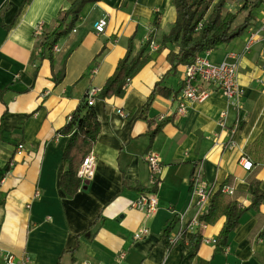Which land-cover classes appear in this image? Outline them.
<instances>
[{
  "label": "crops",
  "instance_id": "0c3cea01",
  "mask_svg": "<svg viewBox=\"0 0 264 264\" xmlns=\"http://www.w3.org/2000/svg\"><path fill=\"white\" fill-rule=\"evenodd\" d=\"M75 1L0 0V264H9L8 254L18 261L27 257L26 264H264V32L243 52L247 35L264 17V0L240 36L202 52L216 63L229 51L242 53L238 102L203 84L209 95L188 102L182 113L176 109L185 65L171 69L166 55L176 47L161 44L176 18L173 1L86 0L74 28L58 39L50 57L41 58V39ZM99 19L106 21L103 32L94 29ZM151 32L124 93L95 97L100 130L91 151L94 173L66 196L60 176L67 135L60 128L89 88H102L128 45L134 55ZM155 83L163 91L143 118ZM162 119L150 139L148 120L153 127ZM147 152L162 165L156 190L147 192L157 200L149 214L131 206L153 185ZM241 156L252 161L249 170L241 167ZM198 168L212 195L227 185L233 192L222 193L245 207L252 202L250 181L259 182L260 202L241 214L226 245L215 243L223 215L203 227L190 224L196 194L189 179ZM174 217L167 238L164 228ZM143 227L147 234L134 238ZM196 232L201 241L192 249L189 238ZM120 252L125 255L118 260Z\"/></svg>",
  "mask_w": 264,
  "mask_h": 264
},
{
  "label": "trees",
  "instance_id": "16d2710c",
  "mask_svg": "<svg viewBox=\"0 0 264 264\" xmlns=\"http://www.w3.org/2000/svg\"><path fill=\"white\" fill-rule=\"evenodd\" d=\"M86 0H76L68 8L60 10L58 13V26L50 33H46L40 41L41 58L51 56L52 48L58 39L67 35L73 28L78 19L79 12ZM176 9V18L169 28L168 32L162 36L161 44H171L176 50L170 49L166 55L171 64V69L177 65H188L194 61L196 55L202 52L215 49L216 47L228 43L235 37L240 36L250 21L253 19V10L260 5L262 0H251L248 2L247 11L239 24H235L236 17L244 11L245 5L236 8L234 11L226 7L229 0H172ZM157 17L154 19V25L157 26ZM153 37L149 33L148 39L142 44L139 50L132 55V46L128 45L127 51L119 59L113 73L107 78L105 84L99 90L96 98L103 99L112 95L120 96L124 93L127 78L140 67L143 53ZM64 77L62 70L60 75L55 78L59 82ZM155 83L150 94L145 100L140 116L145 118L146 109L150 106L154 95L162 92ZM166 119L160 120L153 127L152 121L148 120L147 133L150 139L161 128ZM100 130V122L92 105H88L83 98L76 109L71 113L70 119L60 128L59 132L67 135V142L62 153V159L65 161V169L60 176V185L66 196H72L81 185V180L77 176V170L85 156L91 151L96 142ZM157 182L153 183L147 189H142L143 193L154 192ZM189 182V188H190ZM249 193L252 196V202L248 207L242 206L236 200L226 197L218 189L210 198L207 211L199 216V221L210 223L218 217L224 216V223L215 239L216 245H226L228 236L239 224L241 214L249 207H257L262 197V191L259 188V182L252 179L249 183ZM174 218L166 223L164 235L169 236V231L175 222ZM168 241V240H167ZM201 241V236L196 232L189 238V246L196 249ZM168 245L169 242H167Z\"/></svg>",
  "mask_w": 264,
  "mask_h": 264
},
{
  "label": "built area",
  "instance_id": "2783aa9c",
  "mask_svg": "<svg viewBox=\"0 0 264 264\" xmlns=\"http://www.w3.org/2000/svg\"><path fill=\"white\" fill-rule=\"evenodd\" d=\"M105 25L106 21L104 19H99L94 22V29L97 32H103ZM260 31L264 32V17L261 20L259 27L250 31V33L247 35L243 46V52L248 51L256 42L258 33ZM53 48L56 50V46H53ZM241 54L242 53L229 51L225 57L217 63L211 61L208 58L207 53L196 55L194 61L191 64L184 66L182 86L180 88L179 102L176 111L178 113L185 112L188 102L204 100L209 95L211 90L209 87H202L203 84L208 86L213 85L214 88L219 90L221 95H223L227 101L237 103L241 94V90L239 89L237 83V73ZM129 80L130 79L127 78L126 84ZM98 92L99 89L97 87H91L87 90L84 98L86 99L88 105H92L94 103V99ZM120 115L124 116L122 112H120ZM70 117L71 115L68 116V119H70ZM236 127L237 125L235 124L232 128V132H235ZM21 147L22 144H19L18 149ZM145 160L150 169L151 180L153 183H155L161 173V162L158 156L153 152H147L145 155ZM94 165L95 158L90 152L87 156H85L77 170V176L80 178L81 183H85L92 177L94 173ZM240 165L243 169L249 170L252 166V161L247 156H241ZM201 177V170L198 168L191 173L189 179L191 185L190 188L196 194V198L194 200L196 213L193 218H191L190 224H195L198 227H203L206 224L205 222L199 221V216L207 211L210 198L212 196V189L202 182ZM220 191L229 194L233 192V190L227 185L220 186ZM131 206L143 211L145 214H149L157 207V200L152 193H143L135 201L131 202ZM182 218L183 215L180 216V219ZM192 225L188 224L187 228H191ZM147 232V228L143 227L139 231L134 232L133 237L138 239L142 235L147 234ZM179 235H181V231L178 233V236ZM124 255V252H120L117 256L118 260L123 259ZM5 259L9 264H26L28 261L27 257H24L21 261H18L12 254L6 255ZM83 264L90 263L84 262Z\"/></svg>",
  "mask_w": 264,
  "mask_h": 264
},
{
  "label": "rangeland",
  "instance_id": "374dc122",
  "mask_svg": "<svg viewBox=\"0 0 264 264\" xmlns=\"http://www.w3.org/2000/svg\"><path fill=\"white\" fill-rule=\"evenodd\" d=\"M251 0H229V2H227L226 7L228 8H238L242 5H245V8H248L247 4L248 2ZM241 14V13H240ZM241 19V15L237 16V20L236 22H238Z\"/></svg>",
  "mask_w": 264,
  "mask_h": 264
}]
</instances>
